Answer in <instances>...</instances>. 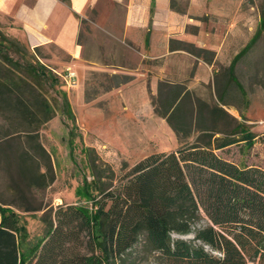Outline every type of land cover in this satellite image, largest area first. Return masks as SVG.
<instances>
[{"label":"rangeland","instance_id":"rangeland-1","mask_svg":"<svg viewBox=\"0 0 264 264\" xmlns=\"http://www.w3.org/2000/svg\"><path fill=\"white\" fill-rule=\"evenodd\" d=\"M196 1L192 10L189 1L170 0L190 21L169 29V49L177 52L166 54L163 46L160 56L149 51L150 24L127 25L130 3L143 0H92L80 17L82 53L75 62L53 45L30 48L18 27L0 16V79L19 95L26 85L51 108L0 114V253L10 264L36 255L57 208L91 209L124 175L123 163L131 167L178 148L175 134L153 113L162 85L166 95L172 85L191 83L185 105L191 115L197 99L211 103L213 72L234 61L241 89L231 83L226 111L255 138L251 147L238 143L216 154L264 171V0H233L221 10L224 17L213 13L210 3L217 0ZM121 77L127 82L116 87ZM138 252L137 264H165L141 246Z\"/></svg>","mask_w":264,"mask_h":264},{"label":"trees","instance_id":"trees-1","mask_svg":"<svg viewBox=\"0 0 264 264\" xmlns=\"http://www.w3.org/2000/svg\"><path fill=\"white\" fill-rule=\"evenodd\" d=\"M121 79L116 87L127 82ZM233 82L241 89L231 76L215 81L211 103L197 99L191 115L186 87L172 85L163 95L160 86L154 114L173 130L178 148L123 163L124 175L91 209L57 208L54 227L27 264H137L139 246L165 264H264V171L216 154L254 143L255 135L226 111ZM15 87L0 79V114L51 109L26 85L22 95ZM2 256L0 264H10Z\"/></svg>","mask_w":264,"mask_h":264},{"label":"crops","instance_id":"crops-1","mask_svg":"<svg viewBox=\"0 0 264 264\" xmlns=\"http://www.w3.org/2000/svg\"><path fill=\"white\" fill-rule=\"evenodd\" d=\"M91 1L92 0H0V16L3 18L6 17L12 24L18 27L23 41L30 48H45L53 45L75 62L78 58L80 59L82 53L77 43L80 30V17H82ZM182 1H189V8L192 10L198 5L196 0ZM219 1H222V3ZM232 3H234L233 0H217L210 4L213 7L214 15L217 17H224V13L222 14V12L229 10L230 7L232 8ZM128 12L129 20L127 21V25L147 26L150 24L152 27V30H148V32L150 31L148 40L150 41L149 51L152 52L151 56H160L159 49L163 46L167 49L166 54L177 52L176 50L170 51L169 49V29L178 24H183L185 26V23L190 21V18L183 13L180 14L173 11L170 7V0H143L142 4L138 6L134 3H130ZM136 13L141 14L139 20L138 18L137 20L133 19V15L135 16ZM180 32L181 28L178 27L177 34ZM184 36H188V34L184 32ZM192 36L194 37V35ZM237 58H239V56H237ZM234 66L235 63L233 61L227 65V70H215L210 84L215 86V81L223 83L224 81H229L230 76L235 78ZM230 67H232V72H230ZM181 86L186 87V90L190 93L192 92V85L190 82L187 84L183 83ZM159 118L165 122L167 127L165 128L174 133L173 130L168 127L165 119Z\"/></svg>","mask_w":264,"mask_h":264},{"label":"built area","instance_id":"built-area-1","mask_svg":"<svg viewBox=\"0 0 264 264\" xmlns=\"http://www.w3.org/2000/svg\"><path fill=\"white\" fill-rule=\"evenodd\" d=\"M75 76V73L68 71V75L66 76L68 79H72Z\"/></svg>","mask_w":264,"mask_h":264},{"label":"water","instance_id":"water-1","mask_svg":"<svg viewBox=\"0 0 264 264\" xmlns=\"http://www.w3.org/2000/svg\"><path fill=\"white\" fill-rule=\"evenodd\" d=\"M188 238H191V236L188 235Z\"/></svg>","mask_w":264,"mask_h":264}]
</instances>
